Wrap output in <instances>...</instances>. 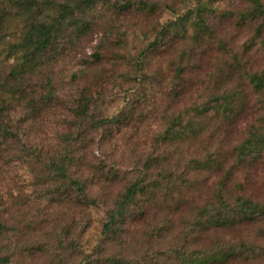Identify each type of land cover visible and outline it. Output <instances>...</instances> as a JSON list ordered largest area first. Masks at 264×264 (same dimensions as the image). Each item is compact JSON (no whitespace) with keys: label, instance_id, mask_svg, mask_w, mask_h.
Masks as SVG:
<instances>
[{"label":"rangeland","instance_id":"374dc122","mask_svg":"<svg viewBox=\"0 0 264 264\" xmlns=\"http://www.w3.org/2000/svg\"><path fill=\"white\" fill-rule=\"evenodd\" d=\"M126 1L98 0L92 31L32 76L27 102L0 103L9 107L0 124V221L8 223L0 254L8 264H177L179 250L205 246L197 208L220 189L264 201V93L249 79L264 74V30L242 20L256 0H146L154 11ZM201 4L208 28L170 29ZM7 23L1 72L14 62L9 46L22 25ZM49 78L52 100L42 97ZM248 141L258 147L241 161ZM67 153L97 206L50 176L53 159ZM137 179L158 186L157 196L137 200L121 237L105 235L107 211ZM215 236L264 243V224ZM228 264H264V256Z\"/></svg>","mask_w":264,"mask_h":264},{"label":"trees","instance_id":"16d2710c","mask_svg":"<svg viewBox=\"0 0 264 264\" xmlns=\"http://www.w3.org/2000/svg\"><path fill=\"white\" fill-rule=\"evenodd\" d=\"M97 2L98 0H0V40L1 36H4L3 30L10 29V23L7 22L16 21L22 24L18 36L9 46L10 56L13 57L14 62L11 63L10 69L5 71L6 73L0 71V103H7L9 97L12 104L27 102L25 88L32 86L28 82L32 76L51 61L57 60V55L64 56L66 54L64 46L68 44V41L71 42V47H75L92 31L95 25L93 12ZM133 3V0H127L124 6L128 8ZM140 6L154 11L157 5L140 0ZM205 8L202 4L195 6L191 11L179 16L176 21H172L170 29L173 28L177 33L185 35L190 27H195L197 30L208 28L207 20L203 15ZM242 20L260 22L257 27V33L260 35L264 30V3L256 0L254 8L243 14ZM12 34L14 35V32ZM100 58V52L94 53L95 60ZM249 79L252 80L256 89L264 93V74L256 73L249 76ZM47 83L50 87L48 96L42 97L52 100L56 91L50 78ZM40 99L34 98L35 104ZM79 107V113L85 117L90 107L89 97H85L84 103ZM8 108L0 105L1 125V119L6 118L5 110ZM66 139L72 145L73 136L70 134ZM257 144L258 142L252 141L245 143L240 148L239 159H244L250 152H256L254 150L258 147ZM76 165L75 157L69 156L68 153L54 158L50 164V176L60 182L61 190L75 192L83 203L97 206L101 203L100 199L91 197L87 182L82 177L74 175L72 168ZM144 181V179H137L127 187L124 193L118 195L115 204L107 211L104 224L105 235L121 237V231L137 200L147 196L146 201H150L157 196L155 188L158 186L154 185V188L150 189L148 183ZM195 221V226L200 230L198 232L207 237V242L200 250L186 252L179 250L177 264L249 263L264 256L262 241L239 239L238 242H233L230 239L215 236L219 230L264 224V201H255L244 196L231 199L224 194L223 189H220L215 198H210L203 205L198 206ZM7 229L8 223L0 221V236L5 234ZM198 238L195 237L194 240ZM111 259L109 260L116 261ZM9 260L8 256L0 254V264H8ZM118 262L131 264L126 258ZM86 264H92V261Z\"/></svg>","mask_w":264,"mask_h":264}]
</instances>
